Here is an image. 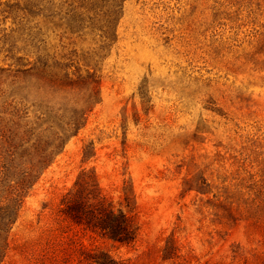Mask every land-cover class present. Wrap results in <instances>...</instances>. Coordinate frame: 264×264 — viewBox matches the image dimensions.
Returning a JSON list of instances; mask_svg holds the SVG:
<instances>
[{"label": "rangeland", "instance_id": "rangeland-1", "mask_svg": "<svg viewBox=\"0 0 264 264\" xmlns=\"http://www.w3.org/2000/svg\"><path fill=\"white\" fill-rule=\"evenodd\" d=\"M81 173L133 244L61 213ZM101 253L264 264V0H0V264Z\"/></svg>", "mask_w": 264, "mask_h": 264}, {"label": "trees", "instance_id": "trees-1", "mask_svg": "<svg viewBox=\"0 0 264 264\" xmlns=\"http://www.w3.org/2000/svg\"><path fill=\"white\" fill-rule=\"evenodd\" d=\"M61 213L70 223L87 232L117 245L133 244L137 228L132 218L121 210H114L101 195L94 174L81 173L74 183V190L67 193L62 202ZM13 219L7 222L9 230ZM97 264H109L106 253ZM107 259V260H106Z\"/></svg>", "mask_w": 264, "mask_h": 264}]
</instances>
